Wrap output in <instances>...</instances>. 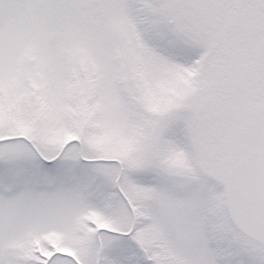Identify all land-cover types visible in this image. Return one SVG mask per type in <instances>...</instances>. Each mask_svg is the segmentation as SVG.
<instances>
[{
	"label": "snow or ice",
	"instance_id": "obj_1",
	"mask_svg": "<svg viewBox=\"0 0 264 264\" xmlns=\"http://www.w3.org/2000/svg\"><path fill=\"white\" fill-rule=\"evenodd\" d=\"M0 264H264V0H0Z\"/></svg>",
	"mask_w": 264,
	"mask_h": 264
}]
</instances>
